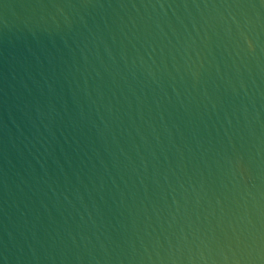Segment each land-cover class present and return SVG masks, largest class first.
<instances>
[{
	"label": "water",
	"instance_id": "water-1",
	"mask_svg": "<svg viewBox=\"0 0 264 264\" xmlns=\"http://www.w3.org/2000/svg\"><path fill=\"white\" fill-rule=\"evenodd\" d=\"M0 264H264V0H0Z\"/></svg>",
	"mask_w": 264,
	"mask_h": 264
}]
</instances>
